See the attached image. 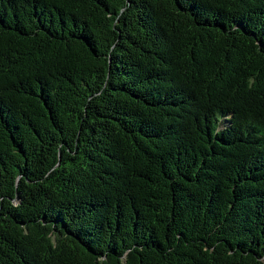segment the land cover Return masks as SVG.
<instances>
[{
	"label": "trees",
	"instance_id": "1",
	"mask_svg": "<svg viewBox=\"0 0 264 264\" xmlns=\"http://www.w3.org/2000/svg\"><path fill=\"white\" fill-rule=\"evenodd\" d=\"M0 264H264V0H0Z\"/></svg>",
	"mask_w": 264,
	"mask_h": 264
}]
</instances>
